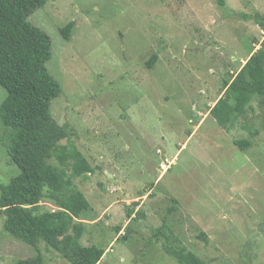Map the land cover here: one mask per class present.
I'll return each instance as SVG.
<instances>
[{
  "label": "rangeland",
  "instance_id": "374dc122",
  "mask_svg": "<svg viewBox=\"0 0 264 264\" xmlns=\"http://www.w3.org/2000/svg\"><path fill=\"white\" fill-rule=\"evenodd\" d=\"M257 15L264 0H47L30 15L51 37L47 67L63 88L52 115L95 168L73 180L91 204L81 242L106 249L98 264H178L165 242L209 264H264L263 108L254 102L226 127L210 113L224 80L260 48ZM72 20L66 40L60 29ZM6 96L0 86V105ZM9 145L0 124V184L20 172ZM40 207L57 208L47 198ZM164 216L171 241L154 235ZM4 223L0 213V264L32 257ZM40 247L49 264H71Z\"/></svg>",
  "mask_w": 264,
  "mask_h": 264
},
{
  "label": "trees",
  "instance_id": "16d2710c",
  "mask_svg": "<svg viewBox=\"0 0 264 264\" xmlns=\"http://www.w3.org/2000/svg\"><path fill=\"white\" fill-rule=\"evenodd\" d=\"M46 3L47 0H0V86L7 90L0 105V124L10 138L11 160L20 169L8 184H0V213L5 217L4 229L8 234L35 251L32 257L16 264H49L41 242L60 252L71 264H98L106 249L81 242L86 230L83 216L91 204L73 180L92 175L95 168L72 140L69 126L59 124L52 115V101L63 92L61 83L47 67L53 56L52 40L29 20ZM255 20L264 29V18L257 15ZM74 26L72 20L61 27L62 37L70 40ZM157 60L155 52L146 66L153 68ZM224 83V95L210 108L220 125L226 127L236 121L245 114L246 107H254V102L263 108L264 115V39L233 78ZM258 132L256 129L251 134ZM64 139L68 140L65 144ZM234 143L243 150L253 145L248 139ZM46 198L57 208L41 211ZM171 203L169 211L173 212L179 201L174 197ZM127 213L132 218L135 208L128 207ZM137 214L145 215L143 211ZM163 221L154 229V235L167 236L171 241L165 232V216ZM127 237V233L123 235L125 240ZM180 243H164L178 264H209Z\"/></svg>",
  "mask_w": 264,
  "mask_h": 264
},
{
  "label": "clouds",
  "instance_id": "9594fccd",
  "mask_svg": "<svg viewBox=\"0 0 264 264\" xmlns=\"http://www.w3.org/2000/svg\"><path fill=\"white\" fill-rule=\"evenodd\" d=\"M220 98H221V97H220ZM220 98H219V99H220ZM219 99H218V100H219ZM218 100H217V101H218Z\"/></svg>",
  "mask_w": 264,
  "mask_h": 264
}]
</instances>
